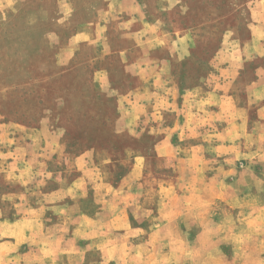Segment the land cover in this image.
<instances>
[{
	"label": "crops",
	"instance_id": "crops-1",
	"mask_svg": "<svg viewBox=\"0 0 264 264\" xmlns=\"http://www.w3.org/2000/svg\"><path fill=\"white\" fill-rule=\"evenodd\" d=\"M250 11L249 39L227 52L223 47L211 61L215 68L197 84L184 87L173 71V62L183 57L156 52L168 42L162 17L147 18L155 21V56L127 60V72L138 81L125 110L126 117L136 124L137 119L155 111V129L162 132L155 153L165 162V175L158 169L155 174L167 180L155 186L161 196L155 210L139 216L145 203L134 198L132 190L142 188L143 183L135 182L127 188H114L127 199L119 202L123 209L118 213L125 212L122 218L118 213L109 217L99 208L92 217L76 216L71 229L65 231L64 219L47 216L49 198L58 191V187L47 186L51 179L56 182L67 172L47 164L49 155L58 154L61 138L39 130L36 155L35 135H7L14 145L6 150L0 143V173L8 182L3 201L11 211L7 216L0 211V264H86L84 257L81 260L76 255L84 248L82 244L87 245L83 253L91 251L87 240L93 238V231L89 230L91 225L84 231L81 226L96 221L101 228L113 230L118 240L126 238L124 243L130 249L127 258L110 257V253L117 254L120 245H110L101 238L97 250L102 259L97 264H132L139 248L146 252L160 239H166L167 246L171 244L165 254H184L179 261L184 264H208L214 259L212 255L218 264H264V0H254ZM143 16L137 11L129 22L144 21ZM143 28H137L133 35ZM109 74L107 68H100L95 76L106 79ZM177 143L184 147L180 154L174 151ZM91 155L87 151L74 158L79 165L70 186V206L86 198L93 188L113 187L100 168L92 165ZM163 192L168 197L162 198ZM186 192H196L198 198L192 202ZM192 206L199 208L193 211ZM210 208L214 210L210 212ZM175 237L195 238L194 247L185 242L183 251H175L170 241ZM208 239H215V244H209ZM193 251L199 260L191 263Z\"/></svg>",
	"mask_w": 264,
	"mask_h": 264
},
{
	"label": "rangeland",
	"instance_id": "rangeland-1",
	"mask_svg": "<svg viewBox=\"0 0 264 264\" xmlns=\"http://www.w3.org/2000/svg\"><path fill=\"white\" fill-rule=\"evenodd\" d=\"M253 1L0 0V143L9 150L14 144L8 134L11 137L19 132L33 134L38 141L34 146L37 155L39 130L56 133L61 138L58 154L49 155L47 164L67 172L56 182L51 179L47 186L58 187L49 198L48 218L64 219L62 224L68 232L76 216L92 217L99 208L105 215L114 216L121 207L123 209L119 202L127 201L125 195L121 196L115 189L127 188L135 182L143 183L142 188L132 190L133 197L145 203L139 208V216L155 210L158 197L161 198L155 186L167 180L159 177L165 175V162L155 153V144L162 132L155 129V111L137 119V124L126 117L125 107L138 81L127 72V60L148 54L155 56L152 36L155 21H147V18L155 20V16H161L168 42L156 52L182 56L181 61L173 62L175 79L183 87L193 86L215 68L211 61L223 47L227 52L233 45L249 39ZM137 11L143 13L144 21L129 22ZM143 22L151 23L145 26ZM141 26H144L143 31L133 35ZM100 68L109 70L106 79L95 76ZM183 150L178 143L174 147L179 154ZM87 151L92 153V165L100 168L106 182L113 187L93 188L73 207L69 205L70 186L78 176L75 168L79 165L74 158ZM138 164L143 167L138 168ZM155 169L163 173L157 175ZM194 180L197 182L199 177ZM7 183L0 173L3 216L11 211L3 201ZM96 191L97 194H93ZM192 192L186 194L194 202L198 193L194 192L195 196ZM166 197L168 194L163 192L162 198ZM198 208L192 206L193 211ZM213 210L210 208V212ZM118 214L122 218L125 212ZM130 222L133 226L136 224ZM90 223L83 222L81 231L91 225L93 238L87 242L92 249L83 253L87 245L82 244L84 248L76 255L78 258L84 257L86 264L101 261L97 250L101 238L110 245H120L117 254L110 253V257L127 258L130 249L124 243L126 238L118 240L113 230L106 226L101 228L97 221ZM191 227L196 228L193 223ZM103 230L104 235L100 236ZM214 240L208 239L209 244H215ZM170 241L175 251H183L186 243L193 247L195 244L193 237H175ZM167 242L160 239L156 251L150 248L145 252L139 248L131 263L184 264L179 262L184 254L173 252L172 256L163 252L171 245L167 246ZM189 256H192L191 263L199 260V254L194 251ZM212 256L214 259H209L208 264H218L215 255Z\"/></svg>",
	"mask_w": 264,
	"mask_h": 264
}]
</instances>
